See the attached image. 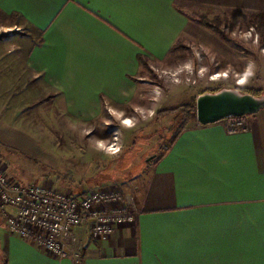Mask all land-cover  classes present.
I'll use <instances>...</instances> for the list:
<instances>
[{
    "label": "crops",
    "instance_id": "crops-1",
    "mask_svg": "<svg viewBox=\"0 0 264 264\" xmlns=\"http://www.w3.org/2000/svg\"><path fill=\"white\" fill-rule=\"evenodd\" d=\"M214 8L264 22V0H0V26L28 31L16 50L1 49L0 71L21 73L12 80L22 87L36 81L27 97L52 94L74 117L95 119L105 104L123 113L138 101L139 56L170 61L174 45L201 32L193 15ZM248 118L245 133L224 121L188 126L120 191L134 196L135 221L106 239L79 227L73 257L0 228L5 264H264V110ZM25 141L34 143L0 121V147Z\"/></svg>",
    "mask_w": 264,
    "mask_h": 264
},
{
    "label": "rangeland",
    "instance_id": "rangeland-1",
    "mask_svg": "<svg viewBox=\"0 0 264 264\" xmlns=\"http://www.w3.org/2000/svg\"><path fill=\"white\" fill-rule=\"evenodd\" d=\"M211 12L193 15L201 32L193 39L179 41L170 61L161 65L148 62L138 81V101L125 105L123 113L105 104L95 119L74 117L62 110L63 105L52 94L27 97L36 81L22 87L23 81L12 80L21 73L0 71V121L17 127L34 141L19 142L15 148L0 147V158L11 175L23 184L46 178L63 192L104 189L127 194L131 183L144 177L170 150L171 138L184 126L182 113L163 116L160 111L190 104L200 93L218 87L264 95V43L255 18L230 15L224 9ZM206 20L220 32L208 28ZM27 33L22 24L0 26V36L6 35L0 39V51L16 50ZM125 120L131 127L123 124ZM1 216L0 210V228L5 231ZM82 246L80 241L69 256L76 255ZM3 248L0 246V264H5L7 257Z\"/></svg>",
    "mask_w": 264,
    "mask_h": 264
},
{
    "label": "built area",
    "instance_id": "built-area-1",
    "mask_svg": "<svg viewBox=\"0 0 264 264\" xmlns=\"http://www.w3.org/2000/svg\"><path fill=\"white\" fill-rule=\"evenodd\" d=\"M246 117L223 120L228 133L248 132ZM0 210L10 234L36 243L60 259L67 258L71 248L80 244L79 227L89 224L93 239H106L117 227L133 223L137 215L132 195L104 189L63 192L48 180L23 184L1 158Z\"/></svg>",
    "mask_w": 264,
    "mask_h": 264
},
{
    "label": "water",
    "instance_id": "water-1",
    "mask_svg": "<svg viewBox=\"0 0 264 264\" xmlns=\"http://www.w3.org/2000/svg\"><path fill=\"white\" fill-rule=\"evenodd\" d=\"M261 110H264V95L245 93L236 87L205 91L196 97V119L202 125L252 116Z\"/></svg>",
    "mask_w": 264,
    "mask_h": 264
},
{
    "label": "trees",
    "instance_id": "trees-1",
    "mask_svg": "<svg viewBox=\"0 0 264 264\" xmlns=\"http://www.w3.org/2000/svg\"><path fill=\"white\" fill-rule=\"evenodd\" d=\"M255 23L260 32H261V35H262V40H261V43H264V22H263V19H262V16L259 15L257 17H255ZM204 24L208 27V28H211L213 29L214 31L216 32H220L218 27L211 24L209 21H204ZM6 35H1L0 36V39H4ZM180 47V45H178V43L176 45H174L172 48H171V52H174L176 50H178V48ZM139 60H141L142 64H143V67L144 68H147L148 67V62H147V59L143 56H139ZM221 89V87H218L216 89H213V90H209V91H217ZM242 92H247V93H252L256 96H260L262 95V93L260 91H249L247 89H243L241 90ZM182 113L183 116H184V119H185V123H184V126L178 131L176 132L173 137L171 138V141H170V146H173L175 144V142L177 141V139L179 138V136L181 135V133L187 128L188 124L192 121H195L196 120V97L194 99L193 102H191L190 104H183V105H180L174 109H168V110H162L159 112V115H163V116H166V115H169V114H176V113Z\"/></svg>",
    "mask_w": 264,
    "mask_h": 264
},
{
    "label": "bare ground",
    "instance_id": "bare-ground-1",
    "mask_svg": "<svg viewBox=\"0 0 264 264\" xmlns=\"http://www.w3.org/2000/svg\"><path fill=\"white\" fill-rule=\"evenodd\" d=\"M218 76H222V75L220 74V75H218ZM242 82L244 83V81H242ZM127 122H128V123H126V120H125V121H123V124L126 125L127 127H131V125H130V121L127 120Z\"/></svg>",
    "mask_w": 264,
    "mask_h": 264
},
{
    "label": "snow or ice",
    "instance_id": "snow-or-ice-1",
    "mask_svg": "<svg viewBox=\"0 0 264 264\" xmlns=\"http://www.w3.org/2000/svg\"><path fill=\"white\" fill-rule=\"evenodd\" d=\"M126 123H128V122L126 121Z\"/></svg>",
    "mask_w": 264,
    "mask_h": 264
}]
</instances>
